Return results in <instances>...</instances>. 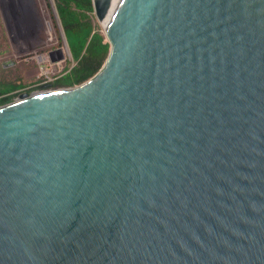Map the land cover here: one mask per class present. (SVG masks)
Wrapping results in <instances>:
<instances>
[{
    "label": "water",
    "instance_id": "1",
    "mask_svg": "<svg viewBox=\"0 0 264 264\" xmlns=\"http://www.w3.org/2000/svg\"><path fill=\"white\" fill-rule=\"evenodd\" d=\"M91 5L100 67L0 104V264H264V0Z\"/></svg>",
    "mask_w": 264,
    "mask_h": 264
},
{
    "label": "rangeland",
    "instance_id": "2",
    "mask_svg": "<svg viewBox=\"0 0 264 264\" xmlns=\"http://www.w3.org/2000/svg\"><path fill=\"white\" fill-rule=\"evenodd\" d=\"M7 1L0 0V83L11 81L20 85L0 95L11 94V101L23 92L29 94L62 87L53 85L52 81L74 61L68 47L58 62L49 59L48 50L57 46L63 48L65 42L53 0ZM88 14L92 29L103 33L102 23L93 11ZM39 55H45V60H39ZM4 60L12 63L2 65ZM40 80L48 84L39 85Z\"/></svg>",
    "mask_w": 264,
    "mask_h": 264
},
{
    "label": "trees",
    "instance_id": "3",
    "mask_svg": "<svg viewBox=\"0 0 264 264\" xmlns=\"http://www.w3.org/2000/svg\"><path fill=\"white\" fill-rule=\"evenodd\" d=\"M70 54L74 63L55 77V86L77 84L92 75L102 64L108 51L103 33L92 29L89 11L91 0H53ZM20 83H0V94ZM11 99V94L0 95V104Z\"/></svg>",
    "mask_w": 264,
    "mask_h": 264
},
{
    "label": "bare ground",
    "instance_id": "4",
    "mask_svg": "<svg viewBox=\"0 0 264 264\" xmlns=\"http://www.w3.org/2000/svg\"><path fill=\"white\" fill-rule=\"evenodd\" d=\"M118 0H110L112 6L116 4ZM112 7L110 8V10L107 12L106 16L103 18L102 22L105 23V21L107 20V18L109 17L110 13H111ZM48 23V22H47ZM46 23V24H47ZM63 51H67L66 45L64 44V47L62 48ZM39 60H45V55H39L38 56Z\"/></svg>",
    "mask_w": 264,
    "mask_h": 264
},
{
    "label": "built area",
    "instance_id": "5",
    "mask_svg": "<svg viewBox=\"0 0 264 264\" xmlns=\"http://www.w3.org/2000/svg\"><path fill=\"white\" fill-rule=\"evenodd\" d=\"M55 61L58 62L57 60H55ZM39 82H40L39 84L44 85L46 81L45 80H40Z\"/></svg>",
    "mask_w": 264,
    "mask_h": 264
},
{
    "label": "flooded vegetation",
    "instance_id": "6",
    "mask_svg": "<svg viewBox=\"0 0 264 264\" xmlns=\"http://www.w3.org/2000/svg\"><path fill=\"white\" fill-rule=\"evenodd\" d=\"M13 1V0H12ZM39 85H41V84H39Z\"/></svg>",
    "mask_w": 264,
    "mask_h": 264
}]
</instances>
